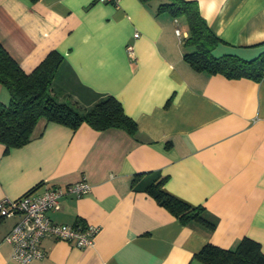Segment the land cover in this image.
<instances>
[{
    "label": "crops",
    "instance_id": "0c3cea01",
    "mask_svg": "<svg viewBox=\"0 0 264 264\" xmlns=\"http://www.w3.org/2000/svg\"><path fill=\"white\" fill-rule=\"evenodd\" d=\"M220 40L215 57L257 58L264 48V0H183ZM168 0H0V44L26 72L51 51L63 62L54 89L85 110L114 97L136 124L76 130L40 120L20 148L0 144V200L81 181L90 191L61 198L48 213L57 224L98 227L92 247L44 238L45 256L29 264H202L210 244L235 250L242 239L264 254V78L228 79L198 71L184 16ZM180 31L177 36L175 30ZM138 34V37H134ZM133 47V54L127 46ZM9 94L0 85V103ZM165 177L162 191L216 220L208 231L183 226L144 188ZM15 219L0 220V264H19L4 241Z\"/></svg>",
    "mask_w": 264,
    "mask_h": 264
},
{
    "label": "trees",
    "instance_id": "16d2710c",
    "mask_svg": "<svg viewBox=\"0 0 264 264\" xmlns=\"http://www.w3.org/2000/svg\"><path fill=\"white\" fill-rule=\"evenodd\" d=\"M28 1L36 3L39 0ZM168 2L160 8L166 9L173 17L184 16L187 21L189 35L185 45L194 50L184 57L192 67L209 74H220L228 79L245 78L260 82L264 78V51L252 60H243L235 55L215 57L212 52L220 40L200 16L197 5L183 0ZM260 46L264 48V43ZM62 62L63 57L57 51H51L33 70L26 72L0 44V85L9 94L8 104L0 103V144L6 149L28 144L40 120L72 130L82 124L95 131L121 129L135 136V122L125 115L121 104L112 96L100 98L88 110L69 97L60 100V93L54 89V85ZM165 180V177H158L144 188V192L183 226L196 225L208 231L214 230L216 220L202 207H192L162 191ZM196 259L202 264H264L260 245L248 238L242 239L232 251L206 244L197 253Z\"/></svg>",
    "mask_w": 264,
    "mask_h": 264
},
{
    "label": "built area",
    "instance_id": "2783aa9c",
    "mask_svg": "<svg viewBox=\"0 0 264 264\" xmlns=\"http://www.w3.org/2000/svg\"><path fill=\"white\" fill-rule=\"evenodd\" d=\"M118 0H97L99 3H114ZM177 36L180 31L175 30ZM138 37V34H134ZM133 47L127 46L132 56ZM90 191V186L81 181L66 187L48 186L41 193L28 192L17 199L0 200V218L15 219L4 241L12 248L11 258L19 264H29L41 259L45 253L41 241L51 238L56 241L73 242L78 248L92 247L99 229L90 224L77 222L73 225L54 223L48 213L60 209L61 198L67 194L81 197Z\"/></svg>",
    "mask_w": 264,
    "mask_h": 264
},
{
    "label": "clouds",
    "instance_id": "9594fccd",
    "mask_svg": "<svg viewBox=\"0 0 264 264\" xmlns=\"http://www.w3.org/2000/svg\"><path fill=\"white\" fill-rule=\"evenodd\" d=\"M203 2H204V0H200L201 7L203 6ZM221 2L223 3L224 0H221ZM214 8H215V0H213V4L210 5V7L208 8L207 13L203 12V10H202V16L204 17V19H205L206 21L209 22V26H211V18H210V15H211V13L213 12V9H214Z\"/></svg>",
    "mask_w": 264,
    "mask_h": 264
}]
</instances>
